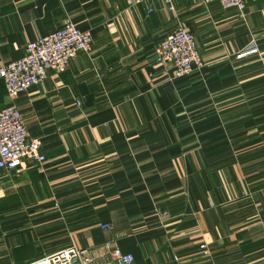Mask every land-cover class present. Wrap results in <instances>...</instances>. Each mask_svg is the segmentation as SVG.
Wrapping results in <instances>:
<instances>
[{
    "label": "crops",
    "instance_id": "obj_1",
    "mask_svg": "<svg viewBox=\"0 0 264 264\" xmlns=\"http://www.w3.org/2000/svg\"><path fill=\"white\" fill-rule=\"evenodd\" d=\"M173 5L0 0V66L66 22L93 39L15 100L0 81L46 156L0 171V264L110 241L135 264H264V0ZM178 26L203 64L175 79L155 51Z\"/></svg>",
    "mask_w": 264,
    "mask_h": 264
},
{
    "label": "built area",
    "instance_id": "obj_2",
    "mask_svg": "<svg viewBox=\"0 0 264 264\" xmlns=\"http://www.w3.org/2000/svg\"><path fill=\"white\" fill-rule=\"evenodd\" d=\"M162 1L169 10H174L173 0ZM214 1L224 8H236L241 12L246 7V0H199L202 4ZM92 42L89 31L81 30L73 22H66L61 28L29 42L24 55L18 60L1 65L0 81L4 82L8 96L15 100L45 80L49 69L65 71L69 61L78 53L91 51ZM155 56L158 63L171 65L175 79L190 75L203 64L195 34L182 26L161 39ZM26 160L46 161L41 142L30 136L26 119L17 105L0 106V171L19 170ZM166 215L169 213L163 212V216ZM103 228L111 226L104 224ZM105 247L108 257L98 260L90 257L87 250L71 246L28 264H135L134 256L123 252L115 242H107Z\"/></svg>",
    "mask_w": 264,
    "mask_h": 264
}]
</instances>
